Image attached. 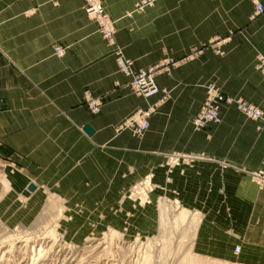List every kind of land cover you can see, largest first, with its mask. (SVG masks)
<instances>
[{
  "label": "crops",
  "instance_id": "crops-1",
  "mask_svg": "<svg viewBox=\"0 0 264 264\" xmlns=\"http://www.w3.org/2000/svg\"><path fill=\"white\" fill-rule=\"evenodd\" d=\"M100 2L113 44L83 0H0V221L27 225L47 198L77 229L130 215L147 231L156 203L158 212L190 215L194 254L263 262L264 180L250 174H264V123L232 104L199 130L190 120L208 83L264 112V12L252 16L251 0H154L138 12L137 0ZM117 51L133 69L164 65L156 94L129 89ZM85 91L101 98L96 114ZM149 105L140 135L121 127ZM142 179L151 202L132 208L122 198Z\"/></svg>",
  "mask_w": 264,
  "mask_h": 264
},
{
  "label": "rangeland",
  "instance_id": "rangeland-1",
  "mask_svg": "<svg viewBox=\"0 0 264 264\" xmlns=\"http://www.w3.org/2000/svg\"><path fill=\"white\" fill-rule=\"evenodd\" d=\"M215 52L221 54L217 47ZM163 67L155 69L154 82ZM158 91L157 87L156 93ZM262 176L259 183L264 180L263 172ZM149 190L148 181L142 179L132 184L122 199L128 200L132 208H143L151 202ZM156 205L154 203L155 229L139 228L137 220H127L130 215L114 224L77 229L76 222L65 218L57 199L49 203L46 198L42 211L31 223L7 228L0 221V264H264V261L212 260L194 254L190 246L194 226L190 215L175 214L174 210L161 213ZM235 246L234 252H237L239 248L236 250Z\"/></svg>",
  "mask_w": 264,
  "mask_h": 264
},
{
  "label": "built area",
  "instance_id": "built-area-1",
  "mask_svg": "<svg viewBox=\"0 0 264 264\" xmlns=\"http://www.w3.org/2000/svg\"><path fill=\"white\" fill-rule=\"evenodd\" d=\"M153 0H137L134 4L133 11H141L144 7L151 4ZM252 16L264 12V0H251ZM82 9L85 15L93 20L97 26V31L101 37L108 43H114L115 27L100 2V0H83ZM52 51L58 56H62L64 48L52 45ZM115 63L118 70L128 77L127 85L132 92L143 97H150L157 91L154 82V72L157 66L133 69L129 61L117 51L115 53ZM84 104L91 114H96L101 106L100 96H91L88 92H84ZM222 104H232L234 108L243 114L246 118L256 122L264 123V112L257 106L247 102L239 97L224 95L216 86L212 84L205 85V93L202 102L192 116L191 123L193 128H199L207 123H217L219 121V108ZM152 111V106H148L142 110L132 112L126 120L122 122V128H128L135 135H140L147 126L146 117ZM256 129H260V125H256ZM0 160V169L2 167ZM264 166V155L261 160ZM257 181L262 180V171L250 174ZM238 249V246H235Z\"/></svg>",
  "mask_w": 264,
  "mask_h": 264
},
{
  "label": "water",
  "instance_id": "water-1",
  "mask_svg": "<svg viewBox=\"0 0 264 264\" xmlns=\"http://www.w3.org/2000/svg\"><path fill=\"white\" fill-rule=\"evenodd\" d=\"M82 130L85 132V133H87V134H90L91 132H92V129L90 128V126L88 125V124H84L83 126H82ZM33 184H28V189L29 190H31V189H33Z\"/></svg>",
  "mask_w": 264,
  "mask_h": 264
},
{
  "label": "bare ground",
  "instance_id": "bare-ground-1",
  "mask_svg": "<svg viewBox=\"0 0 264 264\" xmlns=\"http://www.w3.org/2000/svg\"><path fill=\"white\" fill-rule=\"evenodd\" d=\"M260 14H261V13H260ZM258 15H259V14H258ZM254 16H256V15H254ZM251 104H252V103H251ZM253 105H254V104H253ZM146 122H147V121H146ZM147 126H148V123H147ZM147 126H146V127H147ZM146 127H145V128H146ZM144 130H145V129H144ZM144 130H143V131H144Z\"/></svg>",
  "mask_w": 264,
  "mask_h": 264
}]
</instances>
